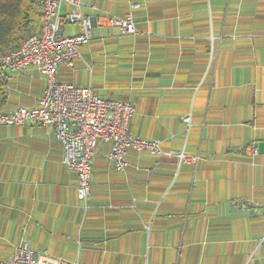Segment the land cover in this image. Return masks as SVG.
<instances>
[{"label":"crops","instance_id":"obj_1","mask_svg":"<svg viewBox=\"0 0 264 264\" xmlns=\"http://www.w3.org/2000/svg\"><path fill=\"white\" fill-rule=\"evenodd\" d=\"M81 11L92 37L56 79L130 101L133 135L197 159L129 148L120 173L99 140L84 203L48 125H1L0 259L25 241L36 264H264V0H82ZM127 15L136 31L122 35L109 19ZM5 74L0 111L35 106L45 76Z\"/></svg>","mask_w":264,"mask_h":264},{"label":"built area","instance_id":"obj_2","mask_svg":"<svg viewBox=\"0 0 264 264\" xmlns=\"http://www.w3.org/2000/svg\"><path fill=\"white\" fill-rule=\"evenodd\" d=\"M39 1L38 32L28 35L12 51L0 55V66L4 71H13L33 65L45 76L46 84L35 106L0 111V126L22 125L28 120L48 125L62 145L63 162L77 177V197L84 203L90 195L92 156L99 140L110 143L107 160L120 173H125L128 167L126 151L129 148L138 151L147 149L157 156L175 154L180 162L195 161L197 157L162 150L160 141L156 139L133 135L128 130V121L135 113L130 101L102 97L90 85L78 86L56 79L58 65H71L78 55L79 46L91 39L92 18L82 13V0ZM63 5H68L69 9L64 10ZM109 22L116 25L122 35L136 31L129 15L124 19L110 18ZM66 23L80 25L81 32L64 35L62 27ZM189 120V116L183 117L185 123L188 124ZM249 151L255 152L252 147ZM0 264H36V261L32 249L23 241L13 248L7 258L0 259ZM54 264L78 263L58 259Z\"/></svg>","mask_w":264,"mask_h":264},{"label":"trees","instance_id":"obj_3","mask_svg":"<svg viewBox=\"0 0 264 264\" xmlns=\"http://www.w3.org/2000/svg\"><path fill=\"white\" fill-rule=\"evenodd\" d=\"M32 4V0H0V55L15 49L29 35L24 36L23 31H31L29 11ZM6 85V74L0 66V108L7 100Z\"/></svg>","mask_w":264,"mask_h":264},{"label":"rangeland","instance_id":"obj_4","mask_svg":"<svg viewBox=\"0 0 264 264\" xmlns=\"http://www.w3.org/2000/svg\"><path fill=\"white\" fill-rule=\"evenodd\" d=\"M29 32V33H28ZM26 34H29L30 35V31L28 30H25V32L23 31V35L25 36ZM32 34V33H31ZM25 39V38H24Z\"/></svg>","mask_w":264,"mask_h":264}]
</instances>
